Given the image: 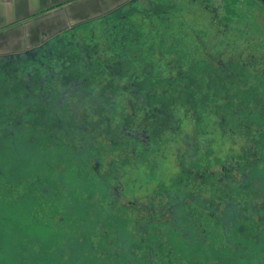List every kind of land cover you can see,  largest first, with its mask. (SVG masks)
I'll list each match as a JSON object with an SVG mask.
<instances>
[{
	"label": "flooded vegetation",
	"instance_id": "obj_1",
	"mask_svg": "<svg viewBox=\"0 0 264 264\" xmlns=\"http://www.w3.org/2000/svg\"><path fill=\"white\" fill-rule=\"evenodd\" d=\"M108 17L98 20L103 40L83 35L95 21L0 55V264H264V171L254 170L245 194L227 198L248 157L264 165V53L234 60L236 48L228 56L225 46L205 44L192 54L160 40L159 30L151 42L135 30L117 33ZM248 20H238L248 28L242 35L257 29ZM141 63L152 70H138ZM118 115L145 140L171 126L178 145L190 132L189 158L204 155L185 185L195 232L149 241L150 227L174 218L160 215V184L145 176L160 153L127 151ZM215 175L224 198L206 192L199 201L200 184L209 189ZM74 204H91L82 211L88 220ZM129 221L147 223L133 232Z\"/></svg>",
	"mask_w": 264,
	"mask_h": 264
},
{
	"label": "trees",
	"instance_id": "obj_2",
	"mask_svg": "<svg viewBox=\"0 0 264 264\" xmlns=\"http://www.w3.org/2000/svg\"><path fill=\"white\" fill-rule=\"evenodd\" d=\"M136 1L137 0L122 1L118 4H116L115 6L108 8L106 11H104L99 16L88 18V19H85L83 21H80V22L74 24L73 27H78V29L80 31H82L85 25H88L89 23L92 24L93 22L98 21V20L101 21L102 18L108 17L111 12H115V13H117L116 17H113L111 19L108 17V18H106V21H105L106 24L109 25V27H112V26L116 25L117 24L116 22H118V21H126L127 16L129 19V16H134V15H136V13H138L139 15L142 14L141 10L135 6L137 3ZM171 6H173V5H171ZM117 19H121V20H117ZM95 24H97V23H95ZM93 27H96V25ZM117 33H120V32H117ZM95 36H96L95 33H94V35H90V39H88V41L97 40V39H92ZM108 36L112 40V38H113L112 34L108 33ZM151 66H153L152 63H149V64H146V63L142 64L141 63L137 66V68H138V70H140V71L143 70V72H144L145 71L144 67H146L147 71L148 70L150 71V70H152ZM120 80L125 82L126 78H122ZM136 81L138 82V80H135L133 82H136ZM128 85H129V83H128ZM134 85H135V83L132 86L134 87ZM140 93L143 95V98L148 99L145 92H143L141 90ZM151 98L148 100L152 101ZM228 112H229V109H228ZM117 119L122 121V125H123L117 129L118 132L124 137L127 136L126 140L124 141L125 143L128 141V145L126 146L127 151L137 150V151H143L146 153H154L156 155H158L160 153V161L156 162L155 164H152L150 166L152 168V170L149 167L148 169H150V171H147L145 176H151L152 177V180H150L149 183H151L153 185L160 184V193H161L160 194V215H161V213H167L168 212V213L172 214L174 218H173V220H166L163 222L160 221V223H159L160 226L155 225L153 227H150V230L148 231L149 241L150 242L152 240L155 241V239H157L156 235H158V233H160V238H163V239L167 238L168 240H170V239H180L183 235L186 236L189 233L195 232L194 226H193L192 221H191V219H192L191 215L193 213V205L190 202V201H192V199L190 200V196L192 193L190 191L186 190L185 185L187 184L188 179L190 178L189 169H192V166L194 168L196 166V164L203 163L204 161L202 159L204 158V155H201V154L196 155L195 160L189 158V153H188L189 150H192V152H194L193 151L194 145H191L186 140L187 138H192L190 136V132L187 131L186 133H184L182 135V137L181 136L179 137L180 140L182 141V143L181 144L179 143L178 145L175 144L178 141V139H176L177 138V132L171 126L166 128V130L168 131L167 133L166 132L160 133V138H158L157 136H150L147 138V140H145V138H144L145 136H139V135L137 136L133 132L129 133L130 130H129L128 125H127V123H129V118H126V119L124 118V120H122L121 116L118 115ZM258 120H259V117L256 116L255 121H258ZM246 124H248V123H244V125H246ZM180 133H181V131H180ZM247 151H248V153H250L251 150L248 149ZM177 155H179V156L177 157ZM169 157L174 158V162L172 164H170L171 162L169 161ZM235 158L239 160L240 154L238 153V155H235ZM154 159H156V157H154ZM247 160L252 164L247 165L250 167H248L249 170L246 172L244 178L239 174L240 176H238V177H240V178L235 181L234 185H233L232 181H230V185H229L230 191H229L228 197H227L228 199L233 200V199L239 198V196L245 194L246 190L243 188V186H245L244 183H246V184L250 183L251 179H255V171L254 170H258V173L260 171L261 172L264 171V165L261 164L260 162H258V161L255 162V160L252 159L251 157H248ZM158 168H160V171H157ZM235 168L237 170V165L235 166ZM250 170H251V172H250ZM215 177H216L215 179H214V177H212V180H213L212 183H214V184H212L209 189H206L204 183L200 184V190H199L200 195L198 196L199 201H202V200L205 201L207 199L204 195L206 192L210 193L209 199H211V200H216L220 196L222 198H224V195L221 192H219V187L217 186V185H219V182L217 181V175H215ZM262 182L264 183V181H262ZM215 183L217 185H215ZM183 185H184V187H183ZM256 186L257 185H255V187ZM263 190H264V187H263ZM75 206L77 209H79V210L75 211V214H78L79 212L83 213L84 211L88 210V207H90L91 204L89 206H84V211L80 207H78L77 205H75ZM124 210H125L124 208H120L119 211L124 213L125 212ZM57 211L63 212V213L66 212L65 207H63V206L58 208ZM83 214H84V217L87 216V214H85V213H83ZM71 215H72L71 210L67 214H65V220L68 221L69 225H71L75 222L74 220L70 221ZM84 219L88 220L87 217H85ZM119 223H120L119 226L124 229V227L128 224V221H126V219H123ZM129 223H131V222L129 221ZM146 223L147 222L142 223V224H132L131 223L136 228L133 232L138 230L140 227L145 228ZM203 226H205V225H203ZM83 234H85V232H83ZM131 242L133 244L139 243L138 239L136 240L133 238L131 239Z\"/></svg>",
	"mask_w": 264,
	"mask_h": 264
},
{
	"label": "rangeland",
	"instance_id": "obj_3",
	"mask_svg": "<svg viewBox=\"0 0 264 264\" xmlns=\"http://www.w3.org/2000/svg\"><path fill=\"white\" fill-rule=\"evenodd\" d=\"M136 2L135 6L141 10L142 14L136 13L134 16H129V19L127 16L126 21L116 22L114 30L120 33L127 29L135 30L139 36L145 35L148 41L142 40L144 42L155 40L157 35L154 33L159 30L160 40L165 42L175 39L177 41L173 43L187 45L186 48L192 54H198L205 44L211 48L214 46L220 48L217 45L225 46L228 49V56L236 55L237 52L232 49L236 48L238 57H233L234 60L264 53V8L258 5L253 6L250 0H137ZM76 6L80 8L83 4ZM87 6L84 7L87 12L95 13L100 10L99 7L93 8L94 6L90 4ZM104 7L103 5L102 8ZM73 9L75 8L69 7L70 11ZM226 16L227 21L233 20V22L226 23L224 19ZM246 17L250 23H255L257 29L253 33L242 35L240 31H246L248 28L238 20ZM96 23L97 26L92 29L94 31H91L89 27L84 28L83 35L86 39H90V35H94L95 32L96 36L92 39L106 38L101 23L98 21ZM176 26L179 28L180 36L167 33L176 30ZM209 40H211L210 43ZM162 41L160 45H164ZM221 41H224L223 45ZM169 161L172 164L174 158L169 157ZM113 221L116 222L115 219Z\"/></svg>",
	"mask_w": 264,
	"mask_h": 264
},
{
	"label": "crops",
	"instance_id": "obj_4",
	"mask_svg": "<svg viewBox=\"0 0 264 264\" xmlns=\"http://www.w3.org/2000/svg\"><path fill=\"white\" fill-rule=\"evenodd\" d=\"M122 1L125 0H0V55L33 47L57 31L99 16ZM80 4L83 6H76ZM88 4L99 7V12H87L84 7ZM70 6L75 9L70 11Z\"/></svg>",
	"mask_w": 264,
	"mask_h": 264
},
{
	"label": "water",
	"instance_id": "obj_5",
	"mask_svg": "<svg viewBox=\"0 0 264 264\" xmlns=\"http://www.w3.org/2000/svg\"><path fill=\"white\" fill-rule=\"evenodd\" d=\"M264 5V0H259Z\"/></svg>",
	"mask_w": 264,
	"mask_h": 264
}]
</instances>
